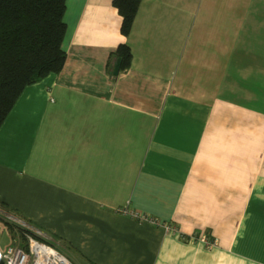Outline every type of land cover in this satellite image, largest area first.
Here are the masks:
<instances>
[{"label": "crops", "instance_id": "obj_1", "mask_svg": "<svg viewBox=\"0 0 264 264\" xmlns=\"http://www.w3.org/2000/svg\"><path fill=\"white\" fill-rule=\"evenodd\" d=\"M191 1L123 35L112 0H66L63 67L0 125V209L77 264H264V0Z\"/></svg>", "mask_w": 264, "mask_h": 264}, {"label": "trees", "instance_id": "obj_2", "mask_svg": "<svg viewBox=\"0 0 264 264\" xmlns=\"http://www.w3.org/2000/svg\"><path fill=\"white\" fill-rule=\"evenodd\" d=\"M66 0H0V125L23 87L50 72H59L66 52L62 47ZM142 0H112L127 35ZM118 70L131 63V47L119 43L112 54ZM115 63L110 71L113 70ZM114 74V73H113ZM13 236L24 244L23 227L0 215Z\"/></svg>", "mask_w": 264, "mask_h": 264}, {"label": "built area", "instance_id": "obj_3", "mask_svg": "<svg viewBox=\"0 0 264 264\" xmlns=\"http://www.w3.org/2000/svg\"><path fill=\"white\" fill-rule=\"evenodd\" d=\"M118 210L123 214H129L135 219L138 218L158 224L157 220L147 217L145 214L130 210L128 206L119 208ZM17 224L24 229V244L20 242L18 236V241L13 240L6 246H1L0 244V264H77L55 244L37 237L25 224L19 221ZM163 224L171 230L175 229L170 224ZM197 237L208 246L213 243L212 240L206 238L205 234H199Z\"/></svg>", "mask_w": 264, "mask_h": 264}, {"label": "rangeland", "instance_id": "obj_4", "mask_svg": "<svg viewBox=\"0 0 264 264\" xmlns=\"http://www.w3.org/2000/svg\"><path fill=\"white\" fill-rule=\"evenodd\" d=\"M203 1H206V0H203ZM225 0H218L217 2H218V8H219V12H220V15H221V12H222V9H223V2H224ZM191 2H198L199 3V0H192ZM226 24V21H225V23L223 24V22H222V20H221V22H220V25H221V31H223V28H224V25ZM0 215L1 216H3V217H6L7 219L9 218V217H7V215H6V213L3 211V210H1L0 209ZM11 220V219H10ZM0 221H2V219H0ZM15 234H17V235H15V236H18V233H17V231L15 230ZM16 240L18 241V239L16 238Z\"/></svg>", "mask_w": 264, "mask_h": 264}, {"label": "water", "instance_id": "obj_5", "mask_svg": "<svg viewBox=\"0 0 264 264\" xmlns=\"http://www.w3.org/2000/svg\"><path fill=\"white\" fill-rule=\"evenodd\" d=\"M119 61L120 60H117L116 63H115V65H114V67H113V70L112 71H113L114 74H117L118 73Z\"/></svg>", "mask_w": 264, "mask_h": 264}]
</instances>
